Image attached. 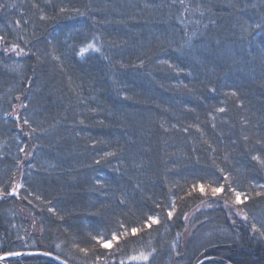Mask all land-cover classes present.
Returning a JSON list of instances; mask_svg holds the SVG:
<instances>
[{"label":"trees","instance_id":"16d2710c","mask_svg":"<svg viewBox=\"0 0 264 264\" xmlns=\"http://www.w3.org/2000/svg\"><path fill=\"white\" fill-rule=\"evenodd\" d=\"M0 5V253L264 264V0Z\"/></svg>","mask_w":264,"mask_h":264},{"label":"snow or ice","instance_id":"6c2138e0","mask_svg":"<svg viewBox=\"0 0 264 264\" xmlns=\"http://www.w3.org/2000/svg\"><path fill=\"white\" fill-rule=\"evenodd\" d=\"M9 6H12V5H9ZM0 7H3V5H0ZM61 11H63V9H61ZM0 39H3V38L0 37ZM16 48H18V45H13L11 49H6L5 51H15ZM19 54L20 53L17 52V55H19ZM233 95H235V93H233ZM218 111L223 112L224 109L221 108V109H218ZM24 124H28V120L27 119L24 120ZM245 139H247V138H245ZM20 151L24 152L25 149L24 148H20ZM29 155H30V153H29ZM107 155H111V153H109ZM252 159L258 161L260 163V165L262 167H264V160H262L259 156H253ZM221 171H223V170H221ZM224 179L227 181V180L230 179V177L225 175ZM17 187H20V185H17ZM228 187H229V190L234 194V201H233L234 204H243L244 201L249 199V197L247 195H244L243 193L237 191L235 188L231 187L230 185ZM197 188L199 189V191L201 193H205V185L197 184V185L193 186V190H196ZM224 189H225V185H223V184H221L219 187H210L211 196L212 197H217L218 194H220V193H222L224 191ZM13 191H15V189H13ZM258 195H259V193H258ZM242 197H243V199H242ZM227 203L228 202L225 201L226 206H227ZM49 211H52V209H49ZM175 211H176V208H175V205L173 204L172 210L168 211V213H167L168 217L171 218L172 215H173V212H175ZM244 219L245 220L248 219L247 214H244ZM147 220L150 221L151 224L158 223V219L153 217V216H148ZM145 227H150V224L145 222ZM251 227H252L253 231L260 232V234L262 236H264V232H261L260 228H257V225L255 223H253L251 225ZM138 231H139L138 228H132L131 229V232H132L133 235H135ZM123 235H127V233H124ZM93 239L97 240V242L102 247L110 249V248H112L113 244L120 239V237L115 232H113V234L111 236V239H106V238H102V237H98V236H93ZM81 251H87V250L86 249H81ZM9 255H19V253H9ZM43 255L48 256V255H51V253L46 252V253H43ZM137 258L147 261V260H149V255L142 254L139 257H132V259H137ZM56 259L59 260V257H56Z\"/></svg>","mask_w":264,"mask_h":264},{"label":"water","instance_id":"95a60500","mask_svg":"<svg viewBox=\"0 0 264 264\" xmlns=\"http://www.w3.org/2000/svg\"><path fill=\"white\" fill-rule=\"evenodd\" d=\"M15 253H19V255H9V253H0V264H7V261L10 259H14L17 257H21V256H25V255H42V256H46L43 255V253H46L45 251H23V252H15ZM47 257L52 258L53 260H56L58 262H60L61 264H66L64 261L62 260H57L56 257L54 255H48Z\"/></svg>","mask_w":264,"mask_h":264}]
</instances>
